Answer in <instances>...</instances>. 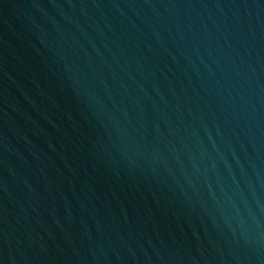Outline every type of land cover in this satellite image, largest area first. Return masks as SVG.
<instances>
[{
	"label": "water",
	"instance_id": "95a60500",
	"mask_svg": "<svg viewBox=\"0 0 264 264\" xmlns=\"http://www.w3.org/2000/svg\"><path fill=\"white\" fill-rule=\"evenodd\" d=\"M0 264H264V0H0Z\"/></svg>",
	"mask_w": 264,
	"mask_h": 264
}]
</instances>
